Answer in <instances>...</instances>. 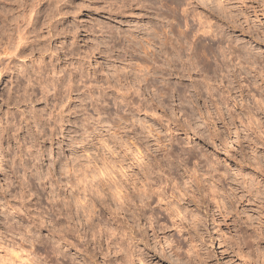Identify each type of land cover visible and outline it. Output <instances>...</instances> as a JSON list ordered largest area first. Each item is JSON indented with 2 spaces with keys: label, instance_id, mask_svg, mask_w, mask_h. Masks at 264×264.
Wrapping results in <instances>:
<instances>
[{
  "label": "rangeland",
  "instance_id": "1",
  "mask_svg": "<svg viewBox=\"0 0 264 264\" xmlns=\"http://www.w3.org/2000/svg\"><path fill=\"white\" fill-rule=\"evenodd\" d=\"M262 85L264 0H0V264H264Z\"/></svg>",
  "mask_w": 264,
  "mask_h": 264
},
{
  "label": "bare ground",
  "instance_id": "2",
  "mask_svg": "<svg viewBox=\"0 0 264 264\" xmlns=\"http://www.w3.org/2000/svg\"><path fill=\"white\" fill-rule=\"evenodd\" d=\"M200 44V43H199ZM194 47V46H193ZM195 47H196V45H195ZM194 47V48H195ZM173 48V47H172ZM197 49V48H196ZM216 50V49H215ZM190 51V50H189ZM193 53V52H192ZM214 54V53H213ZM195 55V54H194ZM215 56V55H214ZM223 57V56H222ZM153 59H154V57H153ZM215 61V60H214ZM220 61V60H219ZM196 62V61H195ZM195 64V63H194ZM218 64V63H217ZM216 65V64H215ZM223 65V64H222ZM198 66V65H197ZM224 67V66H223ZM199 69V68H198ZM205 69H207L206 67H205ZM210 69V68H209ZM218 69V68H217ZM221 71V70H220ZM262 87H263V94H262V97H261V101H260V106H261V110H262V112H263V114H264V85H262ZM212 192V191H211ZM158 194V193H157ZM211 195H214L213 194V192H212V194ZM143 208L141 207V210H142ZM121 228V227H120ZM122 231V230H121ZM120 231V232H121ZM123 232H121V234H122Z\"/></svg>",
  "mask_w": 264,
  "mask_h": 264
}]
</instances>
